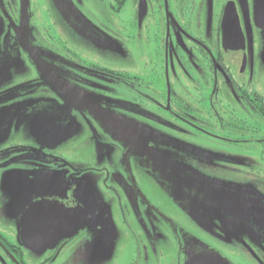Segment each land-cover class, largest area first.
Segmentation results:
<instances>
[{"label": "rangeland", "instance_id": "1", "mask_svg": "<svg viewBox=\"0 0 264 264\" xmlns=\"http://www.w3.org/2000/svg\"><path fill=\"white\" fill-rule=\"evenodd\" d=\"M233 1L241 10L242 0ZM243 1L244 14L254 23L253 28L245 30L249 37V71L245 74L238 72L240 53H223L224 64L238 82H244V75L248 73L250 77L257 73L264 78V0ZM33 2L31 8L30 4L24 7L26 16L19 25L23 41L19 43L13 40L10 31L5 32V23L0 16V105H4L2 107L5 113H0V119L7 120L3 132L0 122V145L4 144L5 148L14 145L18 147L13 150L19 149L20 152H14L10 156L18 153H49L61 159L72 158L77 161L75 166L79 167L78 170L85 171L97 166L101 172L99 175L83 174L82 178L76 179L69 177L70 169L64 168L59 182L53 185L50 181L36 180L38 176L47 175L39 170L42 162L22 160L10 167H14L15 172H11L2 182L0 187L3 197L7 198L12 194L26 195V188L30 186L40 191L57 187L61 194L73 189L74 196L75 189L80 191V188H85L83 193L77 194L80 196L79 203L86 207L94 205L104 208L106 202L99 198V191L102 189L95 185L96 179L100 182L108 179V183L114 176L123 179L125 172L130 171L133 181L130 186L133 189L131 193H134L131 202L127 203L125 198L120 199L119 204L115 203L112 209V213L125 215L124 219H128V224L118 217L114 228L112 226L110 241L103 234L86 235L78 253L83 255L84 252V259L80 260L78 257L76 262L73 260L75 264H105L103 256L112 252L114 259L118 261L111 262L125 263L128 253L136 247L129 236H137L149 230L160 237L163 247L168 244L169 231H178L183 222L187 224L191 219L187 202L181 199L177 188L154 169V156L159 159L158 164L167 170L176 167L170 171L177 167L189 168L197 172L199 178L207 176L209 172L222 174L223 179L220 181L231 183L233 187L227 202L233 208V214L241 215L245 209L264 214V200L259 205L242 196V169L236 168L235 164L223 168L224 161L220 160L219 153L229 149L224 143L216 142L188 127H181L170 118L172 116L167 110L163 113L158 108L163 106L161 104L165 105L160 94L145 92L143 88L132 93L128 79H106L90 71L95 66L127 77L136 76V83L150 86L151 92L158 86V79L154 74L161 61L149 58L151 45L145 43L144 47L143 44H137L139 35L135 34L134 29L132 31L129 24L132 13L130 4L117 12L110 7L116 6L114 0H71L75 14L68 19L50 0ZM1 10L0 0V13L5 16ZM134 36L137 38L133 39ZM219 89L218 98L213 94L208 98L209 101H227L223 97L227 90L233 97L235 95L234 90L229 88ZM75 95L93 106L98 116L116 119L114 125L99 117L94 118L96 116L89 112L86 120L78 119L76 112L72 110L78 105L73 98ZM176 97L183 103L199 99V96L196 95L195 98V95L187 92L172 95L171 105H166L171 114L177 111V105H174ZM214 109L218 112L221 110L219 105H214ZM211 114L214 119L212 112ZM223 116L219 114V117ZM120 118L131 119L133 125L123 126L119 122ZM211 122L212 127L207 129L216 133L220 127L215 120ZM27 173L36 175V178H28ZM199 187L203 189L202 185ZM137 191L142 193L148 204H139ZM203 213L206 214V220L202 217ZM135 214L145 215L152 223H136L128 217ZM161 215L170 218L174 227L166 228ZM200 215H196V219L201 224H209L211 209H204ZM216 253L229 264H252L247 261L245 263L246 256L237 249L232 253ZM176 255L175 248L165 250L164 257L167 259L164 258V261L169 263Z\"/></svg>", "mask_w": 264, "mask_h": 264}, {"label": "flooded vegetation", "instance_id": "2", "mask_svg": "<svg viewBox=\"0 0 264 264\" xmlns=\"http://www.w3.org/2000/svg\"><path fill=\"white\" fill-rule=\"evenodd\" d=\"M33 1L1 0V12L3 11L5 14L3 16L0 13L5 23L4 30L5 32L10 31L13 40L17 43L23 41V37L19 34V25L26 16L24 13L25 3L27 6L30 4L29 8H31ZM114 1L116 6L110 7L117 12L130 4L132 13L129 17V24L132 31L134 29L135 34L139 35L137 44H143L145 47V43H148L152 46L149 58L160 59L161 64L154 74L156 80L158 79L159 87L155 86L153 88L155 91L151 92L150 86L136 83V76L127 77L95 66L91 67L90 71L106 79H128L131 82L129 84L132 93L143 88L145 92L160 94L165 105L161 104L163 106L158 108L163 113L167 110L168 114L172 116L170 118L174 119L181 127H188L198 134L224 143L229 149L219 153L220 160L224 161L223 168L235 164L236 168L242 169V173H244V183L240 184L244 187L242 196L250 198L260 205V202L264 200V78L257 73L250 77L248 73L244 75V82H238L224 64L223 53L230 51L224 49L222 35V20L227 5L234 3L244 36L245 49L234 51L241 54L238 71L240 74H245L248 70L247 42L249 37L246 36L245 30L253 28L254 23L249 21L246 14L243 16L242 9L240 10L233 0ZM50 2L56 5L54 1L50 0ZM66 2L69 10L64 14L69 19V16L74 17L75 13L71 0H66ZM137 36H134L133 39ZM4 41L5 35L3 36ZM222 86L231 91L234 90V97L227 90L223 94L227 101L222 99L218 102L209 101L208 98L213 94L218 98L219 87L223 88ZM179 92L191 93L192 96L195 95V98L197 95L199 99L191 103H183L177 97L174 98L177 113L171 114L168 110L170 108L166 109V105H171L172 95ZM73 98L78 105H75L72 110L76 112L78 119L86 120L89 112L96 116H93L94 118L99 117L100 120L114 125L116 119L104 115L98 116L94 107L86 104L84 99L76 95ZM214 105L220 106V112L214 109ZM2 106L4 105H0L1 115L5 114ZM211 112L214 119H212V114L210 115ZM218 113L224 115L223 118L219 117ZM211 120H215L220 127L216 133H211L207 129L212 127ZM0 122L1 132H3L7 120L1 118ZM119 122L123 126L133 125L131 119L127 118H120ZM108 127L110 128V126ZM14 147L18 148L16 145ZM14 147L7 146L5 148L4 144L0 145V186L9 177V174H12L11 172H15V168L10 169V167L22 160L42 162L39 170L47 175L36 178V175L27 173V177L36 178L37 181H50V184L53 183V185L59 182L64 168L70 169L69 177H76V179L82 178L83 174L99 175L101 172L100 167L97 166V168L89 167L85 171L78 170L79 167L75 166L77 161L72 158L61 159V157H53L49 153L39 155L18 153L10 156L14 152H20L19 149L13 150ZM154 158V162H156L154 169L158 170L167 181L177 188L181 199L187 202L186 205L192 220L189 219L187 224L183 222L178 231L170 230L168 244L163 247L159 240L160 237L149 230L137 234V236H129L133 239L134 244L136 243V247L134 246V249L132 248L128 253L127 261L119 264H186L189 258L203 252L226 254L232 253L235 249L246 256L245 263L247 261L252 264H264L263 213L249 212L248 209H245L247 213L243 210L241 215L233 214V208L227 203L228 195L231 194L230 189L233 187L231 183L220 181L223 179L222 174L209 172L207 176L203 175L202 178H199V174L189 168L177 167L176 170L170 171L176 168L174 167L167 170L158 164L159 159L156 156ZM52 162L60 164H51ZM84 164L87 163L84 162ZM107 180L100 182L99 179H96L95 181V185L102 189L99 191V198L106 202L104 208L94 205L86 207L79 203L80 196L77 194L83 193L85 188H80V191L75 189L76 196H74L73 189L66 190L64 194H61L58 193L57 187L40 191L38 188L30 186L26 188L28 193L24 194L28 198H25L24 195L15 196L13 194L5 198L0 187V264H75L78 257L80 260L84 259V252L83 255L78 253L85 242L86 235L103 234L107 237V241H110L117 218L120 217L126 224L129 222L128 219H124L125 215L112 213L113 206L117 202L119 204L120 199L124 198L127 203H130L134 193H131L133 189H130V186L133 185L130 171L125 172L123 179L114 176L110 182L107 183ZM101 185L103 186L101 187ZM199 185H202L203 189ZM137 193L140 197L139 204L141 202L142 206L144 203L148 204L142 193L139 191ZM91 200L94 201V199ZM43 202L49 203L46 205L49 207L58 205L68 210L81 208L85 214L68 236L55 238L54 233H49V236L53 235L51 243L45 244V246L33 245L29 248L23 240L22 232L26 233L23 229H28L33 225L30 218L26 217L24 213L31 206ZM204 209H211L212 215L209 216V224L202 223V225L196 219V215L201 216ZM33 215L32 217H34ZM128 217L136 223L137 221L146 225L152 223L145 218V215L135 214ZM161 217L159 218L163 219L166 228L174 227L170 218L164 215ZM202 217L206 220L205 213ZM189 224L191 225L189 226ZM35 231L34 229V235L37 234ZM170 248H175L177 255L175 259L172 257L171 261L167 263L164 261V258L167 259L164 254L165 250L169 251ZM103 257L105 264L109 262V264H117L111 262L118 261L116 258L114 259V252L106 253ZM91 261H93L92 258Z\"/></svg>", "mask_w": 264, "mask_h": 264}, {"label": "water", "instance_id": "3", "mask_svg": "<svg viewBox=\"0 0 264 264\" xmlns=\"http://www.w3.org/2000/svg\"><path fill=\"white\" fill-rule=\"evenodd\" d=\"M51 1H54L56 7L59 8V10L63 13H66L69 10L66 0ZM25 6H27L26 3ZM241 9L243 10L244 16L243 0L241 2ZM222 33L223 47L225 50L243 51L245 49L244 36L239 25V19L234 3H229L225 9L222 20ZM46 205H49V203L43 202L31 206L29 210L24 213L26 217L30 218L29 220L33 225L29 226L28 229H23L26 231V233L22 232L23 240L29 248H31L33 245L45 246V244L51 243V240H53V235L51 234V236H49V233H54L55 238L68 236V234H70V232L77 227L80 222L79 220L82 219L83 215L85 214V211H83L81 208H77L76 210H68L65 207H60L58 205L50 207ZM56 207L57 209H55ZM32 215L34 217H32ZM34 229L36 230V235L33 234ZM186 264L229 263L216 254L203 252L189 258Z\"/></svg>", "mask_w": 264, "mask_h": 264}]
</instances>
